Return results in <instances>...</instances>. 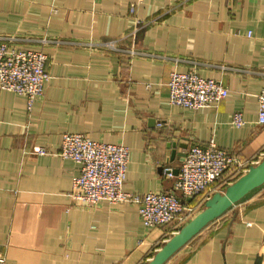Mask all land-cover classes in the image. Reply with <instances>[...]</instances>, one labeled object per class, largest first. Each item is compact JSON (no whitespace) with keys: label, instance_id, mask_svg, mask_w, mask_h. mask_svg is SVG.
Here are the masks:
<instances>
[{"label":"crops","instance_id":"obj_1","mask_svg":"<svg viewBox=\"0 0 264 264\" xmlns=\"http://www.w3.org/2000/svg\"><path fill=\"white\" fill-rule=\"evenodd\" d=\"M0 35L46 50L51 74L32 109L0 90L5 264H146L183 224L147 226L135 202L75 203L79 166L59 154L65 132L127 145L125 190L136 193L172 190L164 168L178 170L194 143L214 140L249 164L264 157V0H0ZM173 69L219 79L229 93L214 106L175 105ZM240 174L231 166L211 194ZM209 192L185 200L200 211ZM164 264H264V184Z\"/></svg>","mask_w":264,"mask_h":264},{"label":"built area","instance_id":"obj_2","mask_svg":"<svg viewBox=\"0 0 264 264\" xmlns=\"http://www.w3.org/2000/svg\"><path fill=\"white\" fill-rule=\"evenodd\" d=\"M48 59L49 55L43 48L27 49L17 44L12 36L0 35V90L25 95L28 108L32 109L36 100L44 95L51 78ZM228 93L229 88L221 80L203 77L194 70L173 69L170 73L169 98L175 105L191 109L214 106ZM258 101L259 123L264 124V87L258 94ZM232 123L237 127L245 123L241 110L233 113ZM47 152L43 146L33 148L35 154ZM59 154L72 158L79 166L71 191L75 203L94 205L103 200L135 202L147 226L169 224L175 220L187 222L199 206L188 203L186 198L208 191L210 195L216 189L217 180L231 166L244 173L250 165L218 146L214 140L206 146L194 143L188 148L178 170L172 166L164 168L166 175L175 178L172 190L136 193L125 190L130 149L124 143L94 140L84 133L68 131L63 134ZM5 260L0 256V264H5Z\"/></svg>","mask_w":264,"mask_h":264},{"label":"water","instance_id":"obj_3","mask_svg":"<svg viewBox=\"0 0 264 264\" xmlns=\"http://www.w3.org/2000/svg\"><path fill=\"white\" fill-rule=\"evenodd\" d=\"M264 184V157L205 201L204 207L183 223L155 252L146 264H164L175 252L197 235L205 226L224 214L255 188Z\"/></svg>","mask_w":264,"mask_h":264},{"label":"rangeland","instance_id":"obj_4","mask_svg":"<svg viewBox=\"0 0 264 264\" xmlns=\"http://www.w3.org/2000/svg\"><path fill=\"white\" fill-rule=\"evenodd\" d=\"M199 208H200V206H199ZM197 212H198V210H197ZM197 212H196V213H197ZM196 213H195V214H196Z\"/></svg>","mask_w":264,"mask_h":264}]
</instances>
